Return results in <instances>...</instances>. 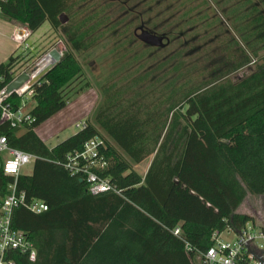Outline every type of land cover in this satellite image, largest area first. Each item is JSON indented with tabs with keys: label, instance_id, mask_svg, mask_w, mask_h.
<instances>
[{
	"label": "trees",
	"instance_id": "16d2710c",
	"mask_svg": "<svg viewBox=\"0 0 264 264\" xmlns=\"http://www.w3.org/2000/svg\"><path fill=\"white\" fill-rule=\"evenodd\" d=\"M131 3L0 0V15L34 33L65 13L64 32L82 52L96 40L97 29L130 24ZM234 7L231 19L241 20L243 25L234 28L243 43L223 32V57L215 66L209 64L213 50L203 63L199 58L189 62L186 57L192 55L185 57V46L158 58L151 92L116 93L98 111L96 122L106 136L87 122L50 147L37 132L67 107V88L82 76L72 51L34 86L33 120L0 128L12 147L38 156L33 173L19 175L18 192L25 193L29 204L48 205L39 213L26 205L14 209V226L28 231L37 249L35 261L16 251L17 264H197L187 243L204 250L212 245L215 230L254 221L238 209L249 194H264V57L246 77L234 82L230 74L264 49V0H238ZM177 40L183 43L181 36ZM19 60L12 54L0 63V87L22 71ZM98 135L106 141L100 152L107 165L96 170L121 193L93 194L86 180L65 165L69 154ZM149 158L142 175L133 162ZM13 181L0 169V197L10 192ZM177 226L181 237L173 232Z\"/></svg>",
	"mask_w": 264,
	"mask_h": 264
},
{
	"label": "rangeland",
	"instance_id": "374dc122",
	"mask_svg": "<svg viewBox=\"0 0 264 264\" xmlns=\"http://www.w3.org/2000/svg\"><path fill=\"white\" fill-rule=\"evenodd\" d=\"M161 1V5L156 3L152 13L147 8L143 12L145 21L153 19L152 24L159 32H168L171 43L164 49L147 47L139 41L135 29L140 23L134 13L129 20L131 23L125 24V27L123 25L120 29L105 31L103 27L97 29L93 33L96 40L82 52L72 47L64 32L66 22L63 23L58 16L55 17V23L47 21L20 46L15 56H19L22 70L26 67L32 70L54 48L63 54L72 51L83 70L82 76L67 88V107L37 129L50 147L77 133L80 128L76 123L81 120L94 123L100 128L96 115L107 99H110L109 96L114 97L116 93L119 97L130 96L136 88H145V93L151 92V84H155L158 74L154 68L158 58L168 57L179 47L185 46V57L192 55V58L186 57L189 62L199 58L203 63L204 55L213 50L214 57L209 64L215 66V62L219 63L223 57L219 41L223 32L243 43L234 28L235 24H243L241 20L231 19L238 0ZM89 8L90 5L84 12L87 13ZM178 36L182 37L183 43L178 42ZM14 45L7 33L0 35V63L8 59L9 50ZM263 57L264 49L253 57L252 63L231 73L230 78L236 82L246 77L256 69L257 63L263 61ZM214 66L211 67L213 70L216 69ZM136 80L140 81L135 85L133 82ZM100 131L106 136L101 128ZM150 163L151 158L142 163L133 162V165L139 173L145 175ZM33 169L34 161L24 165L21 171L23 174H32ZM238 211L252 215L254 221H264V194H249ZM224 238L234 241L237 234L225 233Z\"/></svg>",
	"mask_w": 264,
	"mask_h": 264
},
{
	"label": "built area",
	"instance_id": "2783aa9c",
	"mask_svg": "<svg viewBox=\"0 0 264 264\" xmlns=\"http://www.w3.org/2000/svg\"><path fill=\"white\" fill-rule=\"evenodd\" d=\"M31 34L32 31L24 26L15 30L12 38L21 46ZM28 69L20 71L13 80L24 71H31ZM34 75L36 74H32L31 77ZM0 80L3 81L4 77L1 76ZM10 83L0 87V128L5 124L11 128L22 127L33 120L31 109L34 86L27 81L14 92H10ZM76 125L82 129L87 125V121L81 120ZM105 145V139L98 135L87 141L83 150L69 154L65 165L73 174L80 175L86 180L91 193L107 191L121 193L108 177L96 170L107 165L104 155L100 152V148ZM37 158L38 156L33 153L12 147L8 136L0 131V169L6 175L14 177L9 186L10 192L0 197V264H17L14 254L16 251L28 254L32 261L37 259V249L29 232L16 228L13 224L14 209L20 205H26L37 213L48 209L44 201L27 203L25 193H19L17 190L22 167L35 162ZM173 232L181 237V226L175 227ZM234 232L237 234L236 240L229 241L224 238L225 233ZM212 241V245L204 250L196 249L187 243V248L192 252L197 264H264V261L253 253L258 252L264 258V223L249 221L239 229L229 226L224 230H215Z\"/></svg>",
	"mask_w": 264,
	"mask_h": 264
},
{
	"label": "water",
	"instance_id": "95a60500",
	"mask_svg": "<svg viewBox=\"0 0 264 264\" xmlns=\"http://www.w3.org/2000/svg\"><path fill=\"white\" fill-rule=\"evenodd\" d=\"M60 18L63 23L67 22L68 20V16L65 13L61 14ZM139 38L149 45L158 46V47L165 46L164 36L158 35L156 33H151L145 30L142 31L141 34H139ZM47 56L51 59L48 65H46L39 72H37L38 65L32 68L30 72L24 71L10 83L9 91L14 92L17 88L25 84L27 81H30L31 86H35L45 77L47 73H49L54 67H56L60 63L63 57V53L58 48H54L47 54ZM34 73L36 75H34V77H31V75ZM82 180L83 178H81V181ZM253 253L264 261V258L258 252L253 251Z\"/></svg>",
	"mask_w": 264,
	"mask_h": 264
},
{
	"label": "flooded vegetation",
	"instance_id": "af4514ba",
	"mask_svg": "<svg viewBox=\"0 0 264 264\" xmlns=\"http://www.w3.org/2000/svg\"><path fill=\"white\" fill-rule=\"evenodd\" d=\"M109 1L119 2L120 4H123V5H128L130 1L133 2L132 10H133L134 15L137 16V20L140 23L139 26H137V28L135 29V34L138 38H139V34H141V32L145 31V30L148 32H151V33H156L158 35L164 36L165 46H161V47L149 45L139 38V41L144 43L147 47L164 49V48L168 47V45L171 43V39H170L167 31L159 32L158 28H156L152 24L153 19L148 20V21H145V19H144L145 12H143V10L147 8V11L149 13H152L156 3L161 5V2H162L161 0H109Z\"/></svg>",
	"mask_w": 264,
	"mask_h": 264
},
{
	"label": "crops",
	"instance_id": "0c3cea01",
	"mask_svg": "<svg viewBox=\"0 0 264 264\" xmlns=\"http://www.w3.org/2000/svg\"><path fill=\"white\" fill-rule=\"evenodd\" d=\"M21 27H24V25L16 22V21H11V20H7L5 18H3L1 15H0V35L2 34H8L10 39L15 43L14 46H12L9 50V56L8 58L13 54V55H16V52L18 51V49L20 48V45L18 43H16L14 41V39L12 38V35L14 33L15 30L21 28ZM2 63V62H1ZM50 120V119H49ZM42 126V125H41ZM242 206V205H241ZM240 206V207H241ZM260 220V219H259ZM262 220V219H261ZM263 221V220H262ZM262 221H258V222H261L263 223Z\"/></svg>",
	"mask_w": 264,
	"mask_h": 264
},
{
	"label": "bare ground",
	"instance_id": "6f19581e",
	"mask_svg": "<svg viewBox=\"0 0 264 264\" xmlns=\"http://www.w3.org/2000/svg\"><path fill=\"white\" fill-rule=\"evenodd\" d=\"M51 61V59L46 55L42 61L38 64L37 72L41 71L48 63ZM36 72V73H37Z\"/></svg>",
	"mask_w": 264,
	"mask_h": 264
}]
</instances>
